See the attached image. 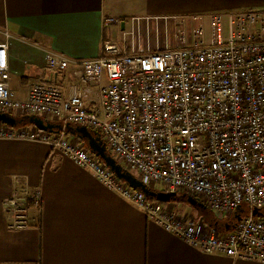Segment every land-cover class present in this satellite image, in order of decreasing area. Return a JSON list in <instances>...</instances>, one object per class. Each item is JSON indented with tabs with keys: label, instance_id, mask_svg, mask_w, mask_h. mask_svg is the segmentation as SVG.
<instances>
[{
	"label": "built area",
	"instance_id": "built-area-1",
	"mask_svg": "<svg viewBox=\"0 0 264 264\" xmlns=\"http://www.w3.org/2000/svg\"><path fill=\"white\" fill-rule=\"evenodd\" d=\"M214 20H226L228 35L211 46L203 44L198 27L190 47L130 53L124 45L104 43L89 59L46 52L49 69L71 67L68 95L56 85L32 81L26 96L16 97L9 87L8 41L1 42L0 112L99 133L111 156L149 188L162 183L225 220L239 213L229 231L215 230L201 217L179 216L169 203L130 187L63 128L46 131L0 121V139L43 143L61 152L204 253L264 263V11L218 14ZM176 37L185 40L183 33ZM84 82L95 86L92 107L83 101ZM40 202L38 192L26 190L5 199L10 226H25L27 209ZM253 209L261 215H252ZM245 210L249 214L242 215Z\"/></svg>",
	"mask_w": 264,
	"mask_h": 264
},
{
	"label": "crops",
	"instance_id": "crops-1",
	"mask_svg": "<svg viewBox=\"0 0 264 264\" xmlns=\"http://www.w3.org/2000/svg\"><path fill=\"white\" fill-rule=\"evenodd\" d=\"M147 1L161 5L170 2L143 0V3ZM140 2L0 0V43L8 41L10 89L16 97L24 98L29 83L40 81L69 94L74 82L71 67L63 71L49 69L46 52L89 59L99 55L104 43L124 45L130 53L146 52L129 49L119 38L126 26L124 17L133 11L125 6L131 8ZM226 13L236 12L219 14ZM80 86L84 103L94 106L95 86L88 82ZM65 133L68 138L80 139L87 147V142L74 132ZM21 190L28 194L38 192L41 202L39 206H29L25 226L14 228L10 226L4 200ZM169 204L179 216L204 220L190 205L191 209H185L172 201ZM217 230L222 231L221 227ZM0 264L264 263L204 253L148 219L61 152L43 143L0 139Z\"/></svg>",
	"mask_w": 264,
	"mask_h": 264
},
{
	"label": "rangeland",
	"instance_id": "rangeland-1",
	"mask_svg": "<svg viewBox=\"0 0 264 264\" xmlns=\"http://www.w3.org/2000/svg\"><path fill=\"white\" fill-rule=\"evenodd\" d=\"M168 1L170 2L161 5L160 2L143 3L142 0L140 3L132 4L131 8L129 5L125 6L126 10L133 11L124 17L126 26L121 30L119 38L123 39L129 49L152 52L158 49L190 47L195 41L194 32L198 27L203 28L201 36L203 44L211 46L220 43L228 35L226 20L218 23L214 20L215 15L242 10L264 11V0H203L202 2L190 0L193 5L190 2H177L178 0ZM181 33L185 36L182 43L176 37ZM154 188L167 191L162 183H156ZM171 201L179 208H190L186 201ZM201 214L206 220L215 219L220 222L230 220V218L223 219L207 208ZM247 214H249L247 210L242 213V215Z\"/></svg>",
	"mask_w": 264,
	"mask_h": 264
},
{
	"label": "water",
	"instance_id": "water-1",
	"mask_svg": "<svg viewBox=\"0 0 264 264\" xmlns=\"http://www.w3.org/2000/svg\"><path fill=\"white\" fill-rule=\"evenodd\" d=\"M0 121L10 126L30 123L34 125L36 128L41 130L57 131L63 128L65 131L68 130L71 131L72 133L74 132L80 138L84 139L87 142V147L89 148V150L96 157L102 160L104 164L115 174V176L118 179L123 180L130 187L141 191L150 198L162 202L174 200L177 196V194L174 192L157 191L155 189L149 188L144 183H142L131 172L127 171L118 162H116V160L108 153L105 144L102 143L101 141L102 139L99 133H95L89 130L85 126L82 125L71 126L70 123H66L64 126H62L61 124H55L52 122L45 121L44 119L36 115H26L21 117L19 120H17L11 114L5 112H0ZM93 133L96 134V137H94ZM185 201L197 211L201 207H203L201 203H199L194 197L190 195H185ZM252 215L260 216L261 213L256 209H253ZM233 218L235 219L234 222L238 221L240 219L239 213L235 212ZM234 224L235 223L225 222L224 223L225 231H229L230 229H232L234 227Z\"/></svg>",
	"mask_w": 264,
	"mask_h": 264
},
{
	"label": "trees",
	"instance_id": "trees-1",
	"mask_svg": "<svg viewBox=\"0 0 264 264\" xmlns=\"http://www.w3.org/2000/svg\"><path fill=\"white\" fill-rule=\"evenodd\" d=\"M21 117H23V116H21ZM21 117H16V118L14 117V118L17 119V120H19ZM174 200L177 201V202H179V201H185V195L184 194H177V196H176V198ZM205 210H206V208L203 206V207H201L198 210V213L200 215H202L201 213L204 212ZM263 216H264V213H263ZM204 220L208 224H210L211 226H214V228L217 229V228H220L221 227L222 231H225L224 230L225 229V226H224V223L225 222L216 221L215 219H209V220L207 219L206 220V218H204ZM234 221H235V219L233 217H231L230 220H229L230 223H235Z\"/></svg>",
	"mask_w": 264,
	"mask_h": 264
}]
</instances>
